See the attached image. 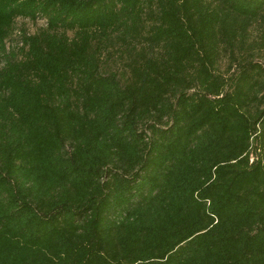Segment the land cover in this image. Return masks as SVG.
Masks as SVG:
<instances>
[{
    "label": "trees",
    "instance_id": "1",
    "mask_svg": "<svg viewBox=\"0 0 264 264\" xmlns=\"http://www.w3.org/2000/svg\"><path fill=\"white\" fill-rule=\"evenodd\" d=\"M0 264H264V0H0Z\"/></svg>",
    "mask_w": 264,
    "mask_h": 264
},
{
    "label": "rangeland",
    "instance_id": "2",
    "mask_svg": "<svg viewBox=\"0 0 264 264\" xmlns=\"http://www.w3.org/2000/svg\"><path fill=\"white\" fill-rule=\"evenodd\" d=\"M44 23L42 21H38L37 23H31L29 21H24L21 19H18L15 22V32H14V38L13 40L8 44V48H12L15 45H17V41L20 39V32L21 31H25L27 34L32 35L34 33H36V31L43 27ZM252 35L250 37V41H254L258 40V34H259V27L258 25H254V27L252 28ZM260 56H258L256 59L258 61H261V57L263 56V52H261L259 54ZM122 61L118 60V59H114V60H109L107 63H105L104 65V71L106 72H114L117 73L120 77L122 76L123 73V68H122ZM226 66H227V61L226 60H222L220 65H219V69L222 73H225L226 71Z\"/></svg>",
    "mask_w": 264,
    "mask_h": 264
}]
</instances>
